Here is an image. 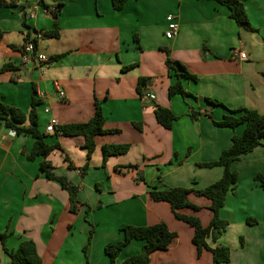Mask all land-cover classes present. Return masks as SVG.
<instances>
[{
  "label": "crops",
  "instance_id": "1",
  "mask_svg": "<svg viewBox=\"0 0 264 264\" xmlns=\"http://www.w3.org/2000/svg\"><path fill=\"white\" fill-rule=\"evenodd\" d=\"M3 1L13 7L0 5V101L28 113L34 96L44 92L37 110L42 132L52 118L60 126L88 122L98 101L104 128L118 131L96 137V150L84 176L80 171L87 157L84 139H48L63 147L48 158L54 173L80 187L75 215L69 211L68 192L40 171L42 159L27 158L34 139L13 135L0 120V234L10 235L6 247L13 250L33 240L42 264H86L81 251L88 226L81 220L87 205L93 210L101 204L99 212H91L96 233L88 264H110L105 247L124 240L122 227L161 222L177 237L168 250L152 253L150 264H213L210 251L198 254L192 242L194 229L176 219L168 203L153 201L149 186L199 190L222 178V167L198 164L218 160L244 127L215 126L213 121H220L227 109L207 99L264 115V0H241L248 16V24L242 26L217 0H129L120 11L114 10L111 0H48L47 8L39 0ZM58 2L63 4L57 18L59 37L39 38L38 51L49 60L64 57L43 66L37 60L23 64L21 50L29 29L39 37L54 30L49 11ZM29 9L34 10L33 20L26 18ZM168 15L177 17L179 28L172 40L164 37ZM242 52L245 60L240 59ZM167 58L195 77H181L191 96L169 97L168 89L182 70L173 74L166 66ZM7 64L15 69L1 72ZM127 66L133 67L122 69ZM59 91L66 97L61 99ZM146 94L155 99L144 102ZM155 103L177 116L171 130L157 122ZM46 107L50 114L44 112ZM191 108L202 115L192 119ZM125 144L130 146L127 153L110 156L103 164L104 145ZM232 170L239 174L238 183L220 212L228 227L217 242L209 239L208 243L231 250L226 264H264V186L256 178L264 177V146L243 155ZM140 171L144 182L136 181ZM189 199L201 210L181 213L198 217L208 226L213 216L210 200L193 193ZM63 211L75 216L74 223L69 224L72 218H61ZM250 218L256 223L250 225ZM143 244L130 242L116 264L139 254ZM0 264H13L1 243Z\"/></svg>",
  "mask_w": 264,
  "mask_h": 264
},
{
  "label": "trees",
  "instance_id": "2",
  "mask_svg": "<svg viewBox=\"0 0 264 264\" xmlns=\"http://www.w3.org/2000/svg\"><path fill=\"white\" fill-rule=\"evenodd\" d=\"M129 0H111L114 10H122ZM222 5L226 6L230 11V17L234 19L240 26L248 24V16L245 11L244 4L241 0H217ZM47 0H39V3L47 8ZM0 5L13 7L3 0H0ZM63 7V4L58 2L54 10H50L49 13L55 20V29L52 31H45L39 37L37 32H33L29 29L26 37H33L36 49H38V41L41 37L43 39L58 38L59 28L57 24L58 14ZM35 33L36 35H34ZM136 40H138L136 38ZM64 57V54L55 55L50 60L43 62L42 65L51 64ZM166 66L171 70L178 71L182 70V74H178V80L176 83L171 85L168 89V95L170 98L180 95L183 98L191 96L188 93L181 81V77L189 79H195L184 66L179 63H173L171 59L166 60ZM133 66L123 67V70H129ZM15 68L10 65H4L1 72L11 71ZM147 79H141L140 82H145ZM142 84V83H141ZM213 105L223 106L227 109V113L223 118L216 122L213 121L214 125L219 128H228L236 130L239 126H243L244 130L241 135L234 134L232 137V144L229 148L225 149L218 160L210 163L198 164L203 168H214L222 167L224 174L222 178L214 184L204 189L194 188H165L163 186H149V195L155 202H166L171 206L172 212L176 219L187 223L194 229V235L192 242L197 249L198 254L203 251H210L213 255V264H226L230 262L231 250L225 246H217L212 248L208 240L211 239L213 242H217L218 239L223 235L228 227V221L220 217V212L225 206L226 197L228 193L235 189L238 183L239 174L232 170V164L243 155L249 154L258 147L264 146V115L260 114L256 110L248 108L229 109L224 106L221 102L216 100L207 99ZM41 105V100L34 96L30 111L28 113L23 112L13 106L6 105L0 101V120L3 121L4 126L14 131L18 135L30 136L34 139V145L32 151L27 155L29 160H36L41 158L40 171L44 173L48 180L56 181L60 184L62 189L68 192L69 211L73 214H78L80 201L78 194L80 187L70 181L66 176H56L54 173L55 167L52 162L48 160L49 156L55 150H62L63 147L60 142L56 141L50 143L48 139L51 137H82L84 144L82 147L87 150V157L85 165L80 168L82 176L87 173L90 167V160L96 150V137L107 133H116V131H108L104 128L105 117L102 111V107L98 101L95 102L94 115L88 122L85 123H74L64 125L56 128V134L48 135L45 132L40 131L38 121V107ZM154 114L157 122L167 130H171L174 122L177 120V116L167 108L158 104H154ZM201 112H197L191 108L190 116L192 119H197ZM137 125V124H136ZM137 127H139L137 125ZM141 129V128H140ZM129 145H104L103 146V164L106 163L110 156L122 155L129 151ZM70 168L74 167V164L70 163ZM135 167V166H133ZM140 180L144 181L143 176L140 174ZM261 184L264 186V177L259 174L256 176ZM204 197L210 200L211 205L209 210L212 212V219L208 226H203L200 219L195 216H189L182 214L181 211L185 209H192L193 211H200L199 206L194 205L190 199V194ZM247 222L252 225L256 223V220L250 218ZM124 232V240L117 243L107 244L105 247V253L110 258V264H116V260L122 253L124 248L132 241H142L141 252L133 255L121 264H150L151 255L155 251L168 250L177 234L170 231L167 225L163 222L150 225V226H132L127 225L122 228ZM9 238V233L0 234V243L3 245L5 252L11 258L13 264H42V258L38 252L36 243L33 240L23 241L18 248L9 250L6 247V241ZM243 245V238H241Z\"/></svg>",
  "mask_w": 264,
  "mask_h": 264
},
{
  "label": "built area",
  "instance_id": "3",
  "mask_svg": "<svg viewBox=\"0 0 264 264\" xmlns=\"http://www.w3.org/2000/svg\"><path fill=\"white\" fill-rule=\"evenodd\" d=\"M26 18L28 20H33L35 18V13L33 9H29L26 14ZM166 22H167V29L165 31V37L168 40H172L175 38V36L178 33V22H177V17L175 15H168L166 17ZM34 38L33 37H26L24 46L21 50V62L23 64L29 63L31 61L37 60L41 66L43 62H46L48 60V57L45 54H42L36 49L35 43H34ZM247 57L246 53L242 52L240 53V59L245 60ZM59 96L61 99L66 97V94L64 91H59ZM46 97V94L44 92H38L37 93V99L43 100ZM142 99L144 102H148L150 100H154L155 96L153 94H146L142 96ZM44 112L46 114L51 113V109L49 107L44 108ZM59 123L56 118H52L49 122V124L45 128V133L48 135H54L56 134V128L58 127ZM12 134L15 135V132L12 131Z\"/></svg>",
  "mask_w": 264,
  "mask_h": 264
},
{
  "label": "rangeland",
  "instance_id": "4",
  "mask_svg": "<svg viewBox=\"0 0 264 264\" xmlns=\"http://www.w3.org/2000/svg\"><path fill=\"white\" fill-rule=\"evenodd\" d=\"M47 2H49L47 0ZM166 26H167V23H166ZM165 37V35H164ZM46 40V39H44ZM164 52H166V55L168 56V52L164 50ZM168 59V58H167ZM170 59V58H169ZM171 71V70H170ZM173 74H175L174 70H173ZM180 98V97H179ZM140 174L143 176L142 172L140 171ZM136 181L140 182V175H139V172H137V176H136ZM144 182V181H143ZM261 182V181H260ZM164 187V186H163ZM87 208L85 209L84 211V214H83V217H82V223L87 225L88 226V232H87V236H86V245L83 247L81 253H82V257L83 259L85 260V263L88 264V252H89V246L91 245V242L93 241L94 239V234L96 233V228L93 227V218H92V214L91 212L94 211V212H99L100 209H101V204H96V207L93 208V210H91V206H86ZM61 218H64L66 216V219L69 220V218H72L71 221L69 220V224L71 223H74V220H75V216L74 215H67L64 211L61 212ZM73 214V213H72ZM76 215V214H75ZM90 215V216H89ZM70 216V217H69ZM73 216V217H71ZM88 216H89V219H88ZM92 223V224H91ZM89 226H91L89 228ZM123 228V227H122ZM121 228V231L123 232ZM60 229V227H58V230ZM68 229V227H67ZM79 230V229H78ZM124 233V232H123ZM10 236V235H9ZM72 260L74 261V257H72Z\"/></svg>",
  "mask_w": 264,
  "mask_h": 264
},
{
  "label": "water",
  "instance_id": "5",
  "mask_svg": "<svg viewBox=\"0 0 264 264\" xmlns=\"http://www.w3.org/2000/svg\"><path fill=\"white\" fill-rule=\"evenodd\" d=\"M1 122H3V121L1 120Z\"/></svg>",
  "mask_w": 264,
  "mask_h": 264
}]
</instances>
